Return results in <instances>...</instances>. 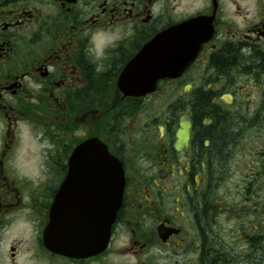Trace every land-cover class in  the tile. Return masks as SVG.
Masks as SVG:
<instances>
[{"label":"flooded vegetation","instance_id":"af4514ba","mask_svg":"<svg viewBox=\"0 0 264 264\" xmlns=\"http://www.w3.org/2000/svg\"><path fill=\"white\" fill-rule=\"evenodd\" d=\"M88 142L124 189L70 257ZM0 264H264V0H0Z\"/></svg>","mask_w":264,"mask_h":264},{"label":"water","instance_id":"95a60500","mask_svg":"<svg viewBox=\"0 0 264 264\" xmlns=\"http://www.w3.org/2000/svg\"><path fill=\"white\" fill-rule=\"evenodd\" d=\"M89 146H93L92 142L80 146L76 155H90L92 167L105 168L104 172L90 173L91 182H102L101 187L84 188L85 192L90 191L93 196L94 193L101 191V199L97 200L98 213L96 214L94 210L97 202H84L82 198L77 204L71 203L67 218H61L53 213L51 224L45 234L48 248L70 257L93 254L102 246L105 247L124 189V174L118 160L110 155L105 147L100 151L98 148L90 149ZM96 230L100 232L96 234Z\"/></svg>","mask_w":264,"mask_h":264},{"label":"rangeland","instance_id":"374dc122","mask_svg":"<svg viewBox=\"0 0 264 264\" xmlns=\"http://www.w3.org/2000/svg\"><path fill=\"white\" fill-rule=\"evenodd\" d=\"M26 148L32 151H36L38 149L36 143L30 135L26 136Z\"/></svg>","mask_w":264,"mask_h":264},{"label":"trees","instance_id":"16d2710c","mask_svg":"<svg viewBox=\"0 0 264 264\" xmlns=\"http://www.w3.org/2000/svg\"><path fill=\"white\" fill-rule=\"evenodd\" d=\"M222 134H223V135H225V137H223V138H222V141H225V140H227V139H228V137H227L228 135H227L226 131H225V132H223Z\"/></svg>","mask_w":264,"mask_h":264}]
</instances>
